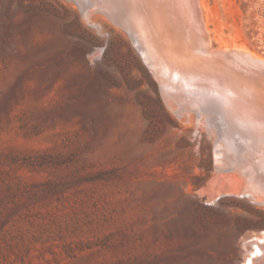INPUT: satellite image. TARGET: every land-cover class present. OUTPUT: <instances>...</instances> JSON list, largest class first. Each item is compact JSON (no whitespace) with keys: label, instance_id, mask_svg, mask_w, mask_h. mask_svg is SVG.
I'll use <instances>...</instances> for the list:
<instances>
[{"label":"rangeland","instance_id":"rangeland-1","mask_svg":"<svg viewBox=\"0 0 264 264\" xmlns=\"http://www.w3.org/2000/svg\"><path fill=\"white\" fill-rule=\"evenodd\" d=\"M96 3L0 0V264H248L264 204L219 192L215 154L239 190L242 142L203 102L172 109ZM202 3L214 39L264 58V0Z\"/></svg>","mask_w":264,"mask_h":264},{"label":"bare ground","instance_id":"bare-ground-1","mask_svg":"<svg viewBox=\"0 0 264 264\" xmlns=\"http://www.w3.org/2000/svg\"><path fill=\"white\" fill-rule=\"evenodd\" d=\"M97 2L104 14L115 12L120 17L122 21L117 22L127 29L142 52L145 64L156 79L165 102L172 109L187 116L189 110L186 103L183 105L185 101L187 104L194 103L195 107H200L203 102V109L207 104L216 113L211 128L215 141L218 135L221 138L220 131L223 129L233 142H242L246 160L238 166L235 161L236 167L233 168L236 173L243 171L239 177L242 183L243 180L248 183L239 186L240 191L234 190L231 185L238 178L226 172L231 166L226 165L224 151L219 148L222 142H216V167L222 173L218 178L221 181L217 184L220 186L219 192H235L252 202L264 204V58L232 39H214L207 27L202 0ZM115 17L111 18L118 20ZM248 242L247 250L251 255L248 264H261L264 261V228Z\"/></svg>","mask_w":264,"mask_h":264},{"label":"water","instance_id":"water-1","mask_svg":"<svg viewBox=\"0 0 264 264\" xmlns=\"http://www.w3.org/2000/svg\"><path fill=\"white\" fill-rule=\"evenodd\" d=\"M225 40H231L229 37H225L224 38ZM137 46V45H136ZM138 48V47H137ZM139 50V49H138ZM139 53H140V55H141V57H142V59H143V54H142V52L139 50Z\"/></svg>","mask_w":264,"mask_h":264}]
</instances>
